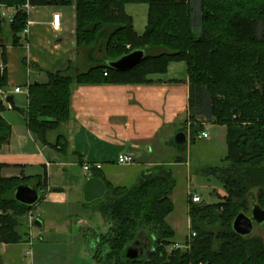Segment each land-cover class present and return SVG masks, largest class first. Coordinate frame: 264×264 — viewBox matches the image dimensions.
<instances>
[{"label": "trees", "instance_id": "16d2710c", "mask_svg": "<svg viewBox=\"0 0 264 264\" xmlns=\"http://www.w3.org/2000/svg\"><path fill=\"white\" fill-rule=\"evenodd\" d=\"M71 3L0 0V6L15 8L7 24L0 11L2 62L5 26L13 45L19 43L26 28L28 12L22 6ZM139 3L148 6L141 34L125 10L126 4ZM75 39L77 49H88L94 65L76 75L67 70L47 72L46 82L28 86L27 127L40 141L47 130L71 117L75 86L152 83L150 76L165 73L173 61L186 64L189 79V115L181 129L186 132V123H190L188 142L194 143L203 132L197 117L227 129L224 157L207 168L219 179L225 195L210 204L189 199L190 228L195 235L180 247H173L175 230L166 221L174 210L171 193L176 181L171 163L139 169L135 180L127 184L113 185L100 172L94 173L107 187L96 204L82 200L98 214L102 226L88 228L81 235L94 262L264 264V241L259 236L245 239L232 229L234 217L250 211L251 195L264 209V0H75ZM136 49L145 55L131 69L119 71L108 65ZM96 50L102 58L94 59ZM0 87L6 88L5 67L0 69ZM4 108L0 101V148L8 143L11 133L1 115ZM187 143L178 146L173 142L181 149ZM173 162L185 163L186 158L180 155ZM4 166L0 164V243L27 242L28 225L21 232L19 227L32 206L15 200L14 191L19 184L35 181L41 201L48 190L46 176L5 177L1 175ZM214 225L220 226L217 232L204 228ZM136 240L149 246L143 256L128 259L124 252Z\"/></svg>", "mask_w": 264, "mask_h": 264}, {"label": "crops", "instance_id": "0c3cea01", "mask_svg": "<svg viewBox=\"0 0 264 264\" xmlns=\"http://www.w3.org/2000/svg\"><path fill=\"white\" fill-rule=\"evenodd\" d=\"M71 1L70 5L31 6L26 31L20 33L19 43L13 45L9 34L4 38L5 63L0 44V69L5 67L6 89L15 104L26 110L28 94L14 92V88H23L35 81L46 82L47 72L67 70L76 75L94 65L88 49L76 48L75 0ZM0 11L9 18L14 13L9 7H1ZM56 13L60 18L58 27L52 24ZM100 58L102 54L96 50L94 59ZM150 77L152 83L75 86L70 98L71 117L47 130L44 141L28 129L26 110L22 115L0 99L5 106L1 115L11 127L8 143L0 148V164L5 165L1 175L46 176L48 190L36 207L42 222V227H37L39 236L55 230L66 231L75 221L87 222L86 217L94 212L91 206L82 203V186L96 172L117 185L134 181L139 169L167 163L172 167L190 165L187 159L185 163L173 162L180 155L172 151L170 143L174 135L185 128L189 115L186 64L170 62L165 73ZM197 119L207 133L213 128V133L221 134L220 129L226 128L206 122L202 117ZM209 137V133L205 138L198 135L194 143ZM194 143L187 144L191 148ZM213 143L210 141V146ZM119 153L130 155L133 163L117 164ZM84 162H100L102 168L84 172L81 167ZM34 183L31 181L30 185ZM73 206H78L80 211L73 210ZM99 224L97 221L98 227ZM31 232L34 235L32 229ZM25 244L0 243L1 264H22L24 248L20 245L25 247ZM93 263L104 264L94 260Z\"/></svg>", "mask_w": 264, "mask_h": 264}, {"label": "rangeland", "instance_id": "374dc122", "mask_svg": "<svg viewBox=\"0 0 264 264\" xmlns=\"http://www.w3.org/2000/svg\"><path fill=\"white\" fill-rule=\"evenodd\" d=\"M9 8H12L13 12H15L14 7ZM125 10L132 16L134 28L137 32L142 33L145 29L144 25H146V4H126ZM3 17L5 18L6 24L11 19L8 16ZM7 34H9V32L8 26L6 25L4 37ZM220 131L222 132L221 134L215 131L213 133V128H210L208 131L210 137L208 139L197 140L191 148L188 144H186L183 149L179 147L176 148L175 144H173L174 137L170 142L173 152H178L179 155L190 161V165L188 166L182 164L172 167L174 179L176 181V186L171 193L174 210L167 215L166 221L175 230V235L173 237L174 243H184L187 239L186 236L192 231L188 213L190 206L188 190L200 197V202L197 204L216 203L225 195L224 188L219 179L207 171V168L211 165L219 164L225 155L227 129L223 128L220 129ZM210 141H214L213 146H210ZM131 182L132 181L127 183ZM99 200L100 199L93 202L96 204ZM40 202L41 201H39V203ZM71 208L73 210L75 209L77 212L80 211L78 206H73ZM71 208L68 207V210ZM27 213L25 215V221H23L21 227H19L20 231L27 230ZM86 221L85 224H80L78 221L72 222L71 227L66 231H57L54 229L55 231L53 232L43 233V236L38 235L40 229L37 227L33 228L32 230L35 235L33 245L28 246L25 244V247L20 245L21 248H24L22 264H94L92 255L90 251H88L90 247L85 243L81 235L82 231L88 230V228L98 230L99 227L102 226L100 223L98 227L97 221L100 222V219L99 217L97 218V215L94 213L91 215L89 214L86 217ZM204 228L217 232L220 226H205ZM252 236H259L264 241V225L261 229L256 227ZM218 244L219 242L216 241L214 246L217 247ZM28 247H31V255L25 254Z\"/></svg>", "mask_w": 264, "mask_h": 264}, {"label": "water", "instance_id": "95a60500", "mask_svg": "<svg viewBox=\"0 0 264 264\" xmlns=\"http://www.w3.org/2000/svg\"><path fill=\"white\" fill-rule=\"evenodd\" d=\"M144 51L140 49L133 50L115 60L109 61L108 65L119 71L128 70L134 67L144 58ZM36 83V81H35ZM5 102L10 108L15 111L25 114V108L15 104L14 98L11 95L6 96ZM188 142L186 132L179 131L174 135V143L178 146ZM83 201L92 203L95 200L104 197L107 191L104 181L96 176L89 177L82 186ZM14 198L20 203L28 206L37 204L40 199V192L34 185L28 183L19 184L14 191ZM264 225V209L256 202V199L251 195V207L248 213L239 212L232 221V229L239 236L247 239L252 236L255 226L262 227ZM35 227H42L40 219L34 221ZM148 242L134 241L128 246L124 252V256L128 259H137L146 253Z\"/></svg>", "mask_w": 264, "mask_h": 264}, {"label": "built area", "instance_id": "2783aa9c", "mask_svg": "<svg viewBox=\"0 0 264 264\" xmlns=\"http://www.w3.org/2000/svg\"><path fill=\"white\" fill-rule=\"evenodd\" d=\"M1 7H4V6H0ZM7 8V7H6ZM22 8H24L26 11H29L30 9V5L29 4H25L24 6H22ZM2 16H5V12H1ZM12 17V15L10 16V18ZM27 24H28V21H27ZM52 24L54 27H58L59 24H60V18H59V14L56 13V14H53L52 16ZM25 31H26V28H25ZM30 83H28L25 87L21 88V87H16L14 88V92H24L26 94H28V86H29ZM10 94V92L6 89V88H2L0 87V99L5 102V98L6 96H8ZM189 127H190V123L187 122L186 123V134H187V137H188V140L190 139V132H189ZM208 136V133L206 131H203L199 134V137H207ZM116 163L119 164V165H130L133 163V158L126 154V153H119L116 157ZM82 170L84 172H90L91 170H100L102 168V163L100 162H84L82 164ZM188 195H189V199L192 200V202H195V203H198L200 202V197L197 195V194H193L191 193L190 190H188ZM38 204V203H37ZM37 204L33 205L32 208L28 211L27 213V225H28V229H29V238H28V241H27V245L28 246H32L33 245V242H34V235L33 233L31 232V229H33L32 227H35L34 226V221L36 219H39V211L38 209L36 208L37 207ZM195 235V233L193 231H190L189 232V235L186 236V238L188 239L189 237ZM184 243L182 244H179V243H174L173 247H180V246H183ZM31 247L27 248L26 251H25V254L26 255H31L32 254V250H30Z\"/></svg>", "mask_w": 264, "mask_h": 264}, {"label": "flooded vegetation", "instance_id": "af4514ba", "mask_svg": "<svg viewBox=\"0 0 264 264\" xmlns=\"http://www.w3.org/2000/svg\"><path fill=\"white\" fill-rule=\"evenodd\" d=\"M256 227H257L258 229H261V228H262V227H260V226H259V227H258V226H255V228H256Z\"/></svg>", "mask_w": 264, "mask_h": 264}]
</instances>
